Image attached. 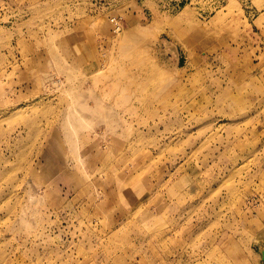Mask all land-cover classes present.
<instances>
[{
  "label": "rangeland",
  "instance_id": "1",
  "mask_svg": "<svg viewBox=\"0 0 264 264\" xmlns=\"http://www.w3.org/2000/svg\"><path fill=\"white\" fill-rule=\"evenodd\" d=\"M0 264H264V0H0Z\"/></svg>",
  "mask_w": 264,
  "mask_h": 264
},
{
  "label": "built area",
  "instance_id": "2",
  "mask_svg": "<svg viewBox=\"0 0 264 264\" xmlns=\"http://www.w3.org/2000/svg\"><path fill=\"white\" fill-rule=\"evenodd\" d=\"M111 22L113 23V29L115 32H119L122 28L121 20L117 17H112Z\"/></svg>",
  "mask_w": 264,
  "mask_h": 264
}]
</instances>
